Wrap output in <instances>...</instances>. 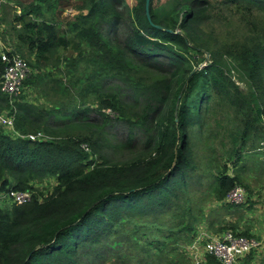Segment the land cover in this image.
<instances>
[{
    "label": "trees",
    "instance_id": "trees-1",
    "mask_svg": "<svg viewBox=\"0 0 264 264\" xmlns=\"http://www.w3.org/2000/svg\"><path fill=\"white\" fill-rule=\"evenodd\" d=\"M86 1L88 13L77 15L71 28L60 29L59 21L31 19L38 10L33 4L23 6L15 16V36L7 33V27H0V35L7 37L13 51L25 58L19 49L26 47L37 65L47 66L59 49L71 45L77 51L69 59L72 69L85 60L90 62L79 70L75 93H71L77 94L76 101L70 106L47 108L25 93L15 101L0 92V110L15 109L17 132L8 134L0 128V191L32 192L29 202L0 207V264H81L79 256L85 248L89 250L84 255L101 259L102 248L119 237L124 242L122 233L129 229L130 237H142L154 250L164 253L169 249L166 260L173 263L174 250L189 244L194 229L207 219L206 213L202 218L198 213L200 225L196 228L189 219L185 225L182 218L167 226L159 218L192 191L191 180L198 168L194 143L204 135L201 129L207 124L210 89L220 90L225 102L236 110L248 106L241 119L239 153L233 148L230 158L238 162L244 151V155L256 153L255 145L246 143L264 139V35L221 50L213 33L208 38L203 34L202 27L210 18L209 0H170L166 7L150 0V20L145 0H136L132 30L119 39L113 33L121 19L116 7L122 0ZM75 2L57 0L56 4L66 8ZM223 3L237 11L239 7L264 8L260 0ZM74 29L76 36L71 38ZM204 52L209 53L210 62L195 69ZM229 60L248 83V99L232 79L233 68L226 66ZM4 66L0 59V77ZM32 66L25 86L37 83L38 70ZM183 86L186 92L175 115V94ZM78 96H95L103 106L117 109L126 137L118 142L108 138L104 126H112V119L96 110L101 122H95L90 115L93 109L80 106ZM127 98L132 107L124 112ZM37 132L43 137L28 138ZM95 135L104 142L99 143ZM107 150L130 152L133 157L114 163L105 157ZM50 178L55 181L51 190L37 187ZM242 182L226 163L217 168L213 180L216 206L234 207L220 202ZM146 218L149 222L129 226V220ZM226 225L235 233L251 235ZM147 231L161 232V236ZM251 256L253 261L255 256L250 253L242 264ZM206 258L209 264H220L211 255Z\"/></svg>",
    "mask_w": 264,
    "mask_h": 264
},
{
    "label": "rangeland",
    "instance_id": "rangeland-1",
    "mask_svg": "<svg viewBox=\"0 0 264 264\" xmlns=\"http://www.w3.org/2000/svg\"><path fill=\"white\" fill-rule=\"evenodd\" d=\"M168 1L170 0H153V4L158 7L161 5L166 7ZM260 1L261 5L264 6V0ZM209 2L211 4L209 8L210 18L206 25L202 27L204 30L203 34L205 38H208V34L213 33V35L216 36L218 47H220L221 50L241 45L245 39H249L250 37L264 35V8L260 9L255 6L252 7V9H245L239 7L237 11L235 7L224 4L223 0H209ZM56 3L57 0H0V27H7V33H12V37L13 35L15 36V31L18 29L17 25L16 27L14 26L15 16L20 14V8L29 6L30 4L36 5L38 9L36 13L32 14L31 19L38 21H59L60 29L71 28L72 23L77 21V15L80 13L86 15L88 13L89 4L86 0H76L74 5L67 6L66 8H62ZM136 3V0H122L116 7L117 11L121 13V19L113 35H117L119 39H124L129 31L132 30V9ZM69 35L71 38H74L76 36V30L74 29L71 31ZM2 40L9 43L12 47L7 37H2ZM12 43L14 45V40ZM6 46L10 47L8 45ZM19 51L31 63V66L33 64L32 67L38 70L37 83L29 84L24 89V93L29 100L42 104L47 108L51 105L56 106L55 104L60 106L58 108L70 106L76 101L77 94L71 95V93H75L73 84L76 83L79 70L89 66L90 62L85 60L84 62L78 63L75 68L72 69L69 59L77 56V51L73 49V45L68 49H59L47 66L37 65L34 62L33 56L28 55L26 47H22ZM178 52L187 60L189 59L188 55L183 50H179ZM209 62V53L204 52V58H201V61L195 64V69H200ZM227 64H229V67L233 68L231 71V75L233 76L232 79L235 80V83L241 91H243L245 99H248L250 90L242 72L235 69L232 61H227L226 66ZM70 83H72V85ZM210 91L211 96L208 100L209 110L206 117L207 124L201 129L204 135L203 138L195 141L196 144L194 143V159L198 164V168H196L193 174L194 178L191 180L190 188L192 191L188 193L186 200L174 202L172 208L159 219L167 226H174L182 218H184L183 224L185 225L189 219L195 222L194 225L197 228L203 223L201 222L197 226L198 213L199 218H202L204 213H206L210 228L209 229L208 225L204 223L207 225V230L216 233L230 229L229 225L226 224L232 223L227 222V220H225V214H223L224 212H228L229 209H224L222 211V207L216 206L217 202L215 201V197H213L214 174L217 168L222 169L223 164L226 163L231 172L243 178L246 187L243 182L238 184L243 186L248 193V198L245 203L229 211L230 216L234 218L233 221L236 224L240 223L242 225L239 227L241 230L249 226L251 227V225L254 228L257 225L264 226V210H262L264 208V139L258 138L255 140L256 142L249 140L246 143L247 145H255V149H250L247 146L246 148L248 150L254 149L260 152V154L263 152L258 160H256L255 156L253 158L252 155L254 152L252 151L250 153L247 151L245 155L244 151L243 156L240 158L241 160L238 162L230 158L229 154L231 152L233 153V148L239 153L238 148L241 142L238 139V135L243 128L241 119L245 117L244 112L248 109V106H246L243 111L236 110L234 106L225 102L220 90L213 88L210 89ZM185 92L186 87L183 86L175 94V115L177 114L178 106L182 102ZM78 104L93 109L90 115L97 123L101 122V115H99L96 110H101L112 119V126H104L105 134L108 138L118 142L119 139L126 137L125 124L117 119L121 118L120 112L117 109L103 106L100 99L95 96H86L84 98L78 96ZM131 107L130 100L127 98L124 112H128ZM260 136H262V134H260ZM94 138L99 143L104 142L102 138H98L96 135ZM105 157H108L111 162L121 163L130 159L133 155L130 152L107 150ZM54 183V179L50 178L46 179L37 187H43L45 191H48L52 189ZM248 186L249 189L247 188ZM249 198H251L249 200L250 202L248 201ZM182 201L186 202L181 205ZM199 209L202 211L199 212ZM189 210L190 213L188 212ZM218 217L222 219V225L213 226L212 220H219ZM207 219L206 222H208ZM143 221L149 222V218L133 219L128 222H131L129 226L132 228L135 225L138 226L139 223ZM249 221L251 223H249ZM200 227L201 226L194 229L196 230L195 235ZM130 232L131 229L122 233L124 242L120 240V237L116 239V241H109L107 246L102 248L104 256L101 259L94 260L93 255H84V251L89 250V248L83 249L79 256L81 264H144L143 262L145 261V264H168L166 253L169 249L164 253H160L158 249L154 250L153 247L148 246L142 237H130ZM147 233L157 238L161 236V232L157 231H147ZM189 244L180 247L179 250H174L177 251V253L173 263L170 264H209L205 255L202 254L203 243L199 245V253L196 258L197 262L191 257V251L188 249ZM251 259L252 256L245 262L250 264ZM252 264L261 263L254 262Z\"/></svg>",
    "mask_w": 264,
    "mask_h": 264
},
{
    "label": "built area",
    "instance_id": "built-area-1",
    "mask_svg": "<svg viewBox=\"0 0 264 264\" xmlns=\"http://www.w3.org/2000/svg\"><path fill=\"white\" fill-rule=\"evenodd\" d=\"M2 40L0 36V59L5 64L0 77V92L11 100H18L24 93V83L33 70L27 60L13 51V48ZM12 101H10V104ZM15 109L0 110V128L8 134L16 135ZM43 137L41 132L28 135L31 140ZM86 148V147H85ZM248 198L246 189L241 185L234 186L220 203H230L239 206ZM30 190L19 191L10 188L0 191V207H9L13 204H23L31 201ZM202 244V254L213 256L220 264H242L248 254L252 253L255 259L250 264L257 262L264 264V231L261 235L251 234L245 236L235 233L231 229L213 233L201 226L193 240L188 245L193 260H197L199 245ZM197 262V261H196Z\"/></svg>",
    "mask_w": 264,
    "mask_h": 264
},
{
    "label": "crops",
    "instance_id": "crops-1",
    "mask_svg": "<svg viewBox=\"0 0 264 264\" xmlns=\"http://www.w3.org/2000/svg\"><path fill=\"white\" fill-rule=\"evenodd\" d=\"M261 154H263V152H261ZM260 152H256V153H254L252 156H253V158H254V156H255V158H256V160H258V158L259 157H261L260 155ZM261 163V162H260ZM251 198H249L248 199V201L250 200ZM250 202V201H249ZM234 207H238V206H234ZM234 207H232V208H226V207H222V211L224 210V209H229V211L230 210H232V209H234ZM262 210H264V208L262 209ZM229 211L228 212H224L223 214H225L224 216H225V220H227V222H230V223H232L233 225H235V227L236 228H239L240 226H242L240 223L239 224H236L233 220H234V218L232 217V216H230V213H229ZM219 218V220H215L214 221V219L212 220V224H213V226H219V225H222V219H220V217H218ZM258 218H261V217H258ZM207 221L208 222H206V220L205 221H203V223H202V225H200V226H203V227H205V228H207V225H208V228H209V220L207 219ZM253 221H256V220H253ZM204 223H206V224H204ZM249 223H251L250 221H249ZM210 229V228H209ZM245 231L247 230L248 232H250V234H255V235H261L262 233H263V231H264V226H262V225H257L255 228L254 227H252V225H251V227L249 226V227H246V229H244Z\"/></svg>",
    "mask_w": 264,
    "mask_h": 264
},
{
    "label": "water",
    "instance_id": "water-1",
    "mask_svg": "<svg viewBox=\"0 0 264 264\" xmlns=\"http://www.w3.org/2000/svg\"><path fill=\"white\" fill-rule=\"evenodd\" d=\"M149 3H150V0H145V13H146L147 18L150 20Z\"/></svg>",
    "mask_w": 264,
    "mask_h": 264
}]
</instances>
